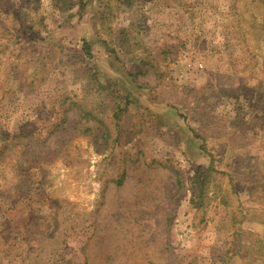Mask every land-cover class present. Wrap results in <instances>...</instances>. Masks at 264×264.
Segmentation results:
<instances>
[{"label":"rangeland","instance_id":"obj_1","mask_svg":"<svg viewBox=\"0 0 264 264\" xmlns=\"http://www.w3.org/2000/svg\"><path fill=\"white\" fill-rule=\"evenodd\" d=\"M120 1L0 0V264H264V0Z\"/></svg>","mask_w":264,"mask_h":264},{"label":"trees","instance_id":"obj_2","mask_svg":"<svg viewBox=\"0 0 264 264\" xmlns=\"http://www.w3.org/2000/svg\"><path fill=\"white\" fill-rule=\"evenodd\" d=\"M54 1V3L56 4V6L57 7H59V8H61V9H63V8H65V7H70V6H72V3H71V0H53ZM122 4H125V0H122V1H120ZM55 7V6H54ZM21 28H23V27H21ZM83 52L85 53V55H86V57H88V58H90V49H89V47H88V45L86 44H84V47H83ZM21 134L19 135V139H21ZM18 138H15V140L13 141V140H11V141H9V143L11 144H16V145H18V143H19V139ZM27 151H29V150H27ZM32 154L33 153H37L38 151L36 150V149H33L32 151ZM179 187V186H178ZM20 240H22V241H24L25 240V238L24 239H20Z\"/></svg>","mask_w":264,"mask_h":264}]
</instances>
